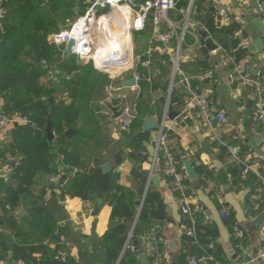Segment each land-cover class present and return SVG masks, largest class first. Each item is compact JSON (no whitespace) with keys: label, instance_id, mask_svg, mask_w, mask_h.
I'll use <instances>...</instances> for the list:
<instances>
[{"label":"crops","instance_id":"0c3cea01","mask_svg":"<svg viewBox=\"0 0 264 264\" xmlns=\"http://www.w3.org/2000/svg\"><path fill=\"white\" fill-rule=\"evenodd\" d=\"M198 2L199 0L191 17L192 24L195 26L185 36L182 69L184 75L189 78L192 89L211 99L218 110L226 113L228 120L222 126L223 138L227 144V147L224 146L225 150L222 151V145L212 142L205 134L198 109L187 105L189 95L180 77L177 78L172 92L173 95H179L185 105L180 106L170 102L169 94L163 90V84L169 82L171 88L172 81L171 66L165 60L169 58L167 48L160 42L152 46V37L149 32L134 34L133 47L129 52L132 64L120 73L112 74L109 71L108 68L113 63L107 68L108 71H99L91 62L82 63L76 60L77 66L93 65L97 73L93 76V85L89 86V99L79 101L77 104L79 115L73 124L76 126V133L72 137L66 136L70 142L80 147L81 161L88 159L89 149L96 148L94 159L105 162L103 168L110 166L109 171L104 172L103 170V172L109 173L112 177V191L117 184L126 188L137 187L138 181L132 173L134 169H139L149 173L146 192L149 188H154L161 194L165 205V219L160 223L161 230L157 237L152 236L144 227L141 229L140 237L131 242L132 253L137 259V264L140 263L138 254L133 248L134 242L139 244L151 264H187L189 259H195L199 264H213L215 256H217L216 260L223 264H264L256 259L259 252L264 250V202L259 205V209H256L257 201L254 195H251L252 187L255 188L258 180L252 175L243 178V166L231 152V149L238 148L236 154L242 162L262 165L264 176V132L252 123L253 109L250 113H246V106L254 95V88L242 79L244 76L260 77L264 82V17L258 13L260 0H222L232 8V16L229 21L220 23L212 12L204 8V11L198 12ZM207 12L216 18L219 30L216 36L212 35L205 21H198V18ZM75 13L81 16V9L77 7ZM169 16L176 22L180 19V16L174 12H171ZM232 24L238 25L240 30L230 34L228 29ZM199 27L209 32L220 49L208 55L205 54L197 41V36L194 35ZM232 41H237L239 49L244 51V57L240 61L235 56ZM50 45L56 68L54 75L48 74L46 78L59 85L62 76L65 77L59 67L74 55L65 59L66 46H57L58 48L54 49L53 45ZM150 49H154L156 62L151 63L150 67H144L141 63L148 59L146 54ZM34 58L35 55L31 54L30 62H33ZM141 67H144L143 69L148 73L147 85L141 88L139 82L135 86H128L127 82L133 79L135 74L140 73L138 70ZM207 71H213V79L201 80L200 76ZM78 89L81 90V88ZM165 96L167 104L171 103L176 107L183 122V124H177L170 121V131L173 135L170 138L171 148L180 163L183 162L181 167L186 174L184 166L186 161L196 170L198 188L191 179H188L187 191L193 196L194 202L203 206L207 211L210 221L207 226L212 228L216 235L215 241L209 245L213 254L207 258H197V255L192 254L186 244L184 228L188 225L184 224V220L187 218L182 215L177 195L163 175L160 163L152 176L151 164L155 153L157 129L165 112L164 109L160 116L157 108H165L158 104ZM3 103L0 99L1 108ZM124 103L135 108L136 116L139 114L146 116L142 122V128L150 132L151 142L144 141L139 150L132 147L134 144H132V138L135 137L136 131L124 129L123 118L115 119L108 107L110 104L120 108ZM152 111L154 114L150 115ZM149 119H153L155 124L153 130L145 129V124ZM15 124L24 125L26 122L21 118H15ZM72 126L67 132L72 129ZM11 130L0 133V144L9 139ZM80 135H85V142H80ZM119 152L122 153L121 156ZM119 157L122 159L121 163H118ZM94 159L92 158L90 162L93 163ZM220 170L226 171L229 186L223 184ZM10 172L11 169L8 166H0V178H8ZM155 176L159 177L157 185L154 183ZM238 176L243 181L236 185ZM59 180V176L55 174L40 173L37 188L44 189L46 195L39 202L38 207L43 208L52 216L57 221L60 230L65 232L62 244L66 245L73 262L68 264H109L108 255L103 246V237L109 229L112 207L107 200L89 202L71 197L61 200L57 189ZM37 188L35 192L38 191ZM224 209L228 214L227 218L222 217ZM33 210L34 208L22 206L14 216L18 223L27 219L26 230L29 236L25 237V241L30 238L38 243L46 240L50 225L45 220L39 223L42 215L32 214ZM1 215L2 208L0 207ZM198 218L204 225L205 218L203 216ZM236 229L242 231L243 238L234 236ZM2 232L10 236L7 230L3 231L0 227V233ZM12 240L16 242L13 237ZM156 248L162 253L161 260L156 259ZM11 254L12 251L8 252V255Z\"/></svg>","mask_w":264,"mask_h":264},{"label":"trees","instance_id":"16d2710c","mask_svg":"<svg viewBox=\"0 0 264 264\" xmlns=\"http://www.w3.org/2000/svg\"><path fill=\"white\" fill-rule=\"evenodd\" d=\"M83 2L84 0H50L47 6H42L40 0H9L7 4L5 33L0 36V99L4 102L2 106L4 115L12 119L21 118L26 124L13 125L9 139L2 143L0 151V166H8L11 169L8 178H0L2 208L0 227L10 233V236L4 232L0 233V261H23L25 264L73 263L66 245L62 244L65 232L60 230L52 216L38 207L39 202L46 195L44 189L37 188L41 172L59 176L57 189L61 200L67 197L89 202L107 200L112 207V214L109 229L103 237V246L109 264H137L131 242L140 237L142 228L145 227L150 232L165 219V205L161 194L154 188H149L146 192L148 172L134 169L132 174L138 181V186L126 188L117 184L112 191V177L109 173L103 172V165L106 163L94 159L96 148L89 149L88 159L81 161L80 147L70 142L66 136L68 128L78 118L77 104L79 101L89 99V86L93 85V76L97 71L93 65L77 66V58L74 56L59 67L65 77L62 76L57 85L46 78V75H50V69H45L40 63L45 61L53 71L55 70V58L48 38L70 28L79 17L75 13L77 7L81 9L80 15L85 13L86 6ZM202 4L203 0H199L198 12L204 11ZM198 21H205L212 35H217L219 30L214 15L207 12L204 16H200ZM228 30L233 34L240 28L232 24ZM143 32H149L152 37L151 22H148ZM232 44L235 56L240 61L244 57V51L239 49L237 41H232ZM31 54L35 55L33 62L29 60ZM59 55L61 56V53ZM165 60L170 65L169 58ZM153 62H156L154 55ZM143 68L138 70L141 76V88L147 85L148 77V73ZM169 86V82L163 84V90L167 94H169ZM170 102L180 106L185 105L177 94L170 96ZM158 104L165 106V108H157L161 116L166 109V96L161 98ZM138 106L141 109V106ZM149 114L153 115L154 111ZM145 117L140 114L136 116L130 128L136 131L135 137L132 138V144L134 143L132 147L136 150L141 148L144 141L151 142L150 132L142 128ZM49 118L52 119L53 131L56 135L54 141H49L47 136ZM168 134L170 138L173 136L171 131ZM79 139L82 143L86 141L85 135H80ZM221 150L224 151L225 147L221 146ZM121 155L122 153L119 152V156ZM92 158L93 163L90 162ZM121 162L122 159L119 157L118 163ZM181 163L183 165L182 161ZM65 165L77 168L79 172L72 174L71 169H63ZM160 165L163 169V163ZM242 181L238 176L236 185ZM256 187L257 185L255 188L252 187L251 195H254ZM36 188L38 191L35 192ZM138 202L143 203L139 216ZM22 206L34 208L32 214H37L36 216L42 215L39 223L43 220L49 223L50 231L45 241L37 243L30 238L25 241V237L29 236L26 230L27 219L18 223L14 216ZM137 216L138 221L133 228L132 221ZM184 224L190 226L191 221L184 220ZM196 235V240L186 237V244L197 258H207L213 254L209 245L215 241V232L209 226L203 225L198 218ZM12 237L16 242H13ZM10 251L12 254L8 255ZM216 259L217 256L213 257V262L218 261Z\"/></svg>","mask_w":264,"mask_h":264},{"label":"built area","instance_id":"2783aa9c","mask_svg":"<svg viewBox=\"0 0 264 264\" xmlns=\"http://www.w3.org/2000/svg\"><path fill=\"white\" fill-rule=\"evenodd\" d=\"M42 6H47L50 0H40ZM185 1V2H184ZM198 0H84L83 5L86 11L83 15L73 22L70 28L53 35V43L57 46H67L71 40H74L73 55L82 63H93L97 67L96 60L93 57L95 48V37L101 35V31H97V22L104 14H100V10L109 9L116 10L120 7L126 10L119 19L121 26L126 27L131 34L132 40L135 33L143 32L148 22L153 26L152 46L160 42L167 48L171 65V88L169 97L172 95L173 86L178 77L189 95L188 106H195L198 109L201 124L207 137L217 144L227 147L224 141L222 126L227 123V115L224 111L218 110L213 101L204 95L196 93L182 69V62L185 53V36L191 32L195 26L192 24L191 17L195 10ZM9 0H0V36L5 33L4 22L8 15L7 4ZM203 8L212 12L215 16H221L222 21H229L232 16V8L223 3L222 0H203ZM171 12L180 16L179 21H173L169 14ZM258 13L264 17V0H260L258 5ZM154 49H150L146 54L148 59L141 63L144 67H150L154 55ZM42 66L50 69V75H54V71L44 61ZM213 71H207L200 76L201 80H212ZM134 78L137 83L141 81V76L135 74ZM243 81L254 88V105H253V125L257 126L264 132V82L260 77L244 76ZM121 117L123 128L129 130L136 118V110L129 104H121ZM15 124L12 119L3 114L0 107V133L11 130ZM171 129L168 120L167 105L164 116L160 121L157 129V140L155 143V153L151 164L152 176L159 163H163V175L168 180L171 189L176 193L177 199L181 206L182 215L191 221V225L184 228V235L196 240V221L199 216L205 218V225L210 224L207 211L203 206L194 202V198L187 191L188 175L181 167L180 161L176 158L171 145L168 132ZM2 144H0V151ZM238 148L231 149L235 159L243 166L242 176L247 178L253 174L258 184L255 190L254 198L257 201L256 209L264 202V177L262 175V165L258 163H245L237 156ZM64 170L71 169L72 174H77V168H71L69 165L63 166ZM66 178V177H65ZM227 212L224 209L222 217L227 218ZM161 226L156 225L151 229L152 236L157 237ZM236 238H243L242 231L236 229L234 231ZM155 256L157 260H161L162 253L156 248ZM259 262L264 263V250L259 252L257 258ZM0 264H25L23 261L3 260ZM187 264H199L195 259H189ZM213 264H222L214 261Z\"/></svg>","mask_w":264,"mask_h":264},{"label":"water","instance_id":"95a60500","mask_svg":"<svg viewBox=\"0 0 264 264\" xmlns=\"http://www.w3.org/2000/svg\"><path fill=\"white\" fill-rule=\"evenodd\" d=\"M217 18H218V21L220 23L222 21L221 16H217ZM194 35L197 36V38H198L197 41L200 44V46L204 49L205 54L208 55L209 53L217 51L218 49H220V46L215 43L214 39L210 36L209 32L206 29L199 27V28H197L195 30ZM53 40H54V38H53V36H51L49 38V43L53 45L54 49H57L58 47H57V45H55L53 43ZM74 45H75L74 40H71L69 42V44L66 46V50H65V53H64V58L65 59L68 58L69 56L73 55V47H74ZM96 69L99 70V71H108L107 67L105 65H102L100 67H96ZM127 85L128 86L137 85L136 79L135 78L131 79L130 81L127 82ZM172 94H173V92H172ZM254 99H255L254 95L249 99V102H248V104L246 106V113H250L251 110L253 109ZM108 107L110 108V110L114 114V118L115 119L121 117L122 111L120 110V108L113 107L110 104H108ZM167 114H168V120L169 121L176 122L177 124H183L180 114L177 112L176 107L173 104H171V103L167 104ZM75 128H76V126L73 125L72 129H70L67 132L66 135L68 137H72V135L76 133ZM145 129L146 130L155 129V124L153 122V119H149L146 122ZM47 136H48L49 141H53L55 139V134H54V131H53V123H52V119L51 118H49V120H48ZM184 166H185L188 178L191 179L194 182V184L197 185V188H198V174H197L196 170L194 169V167L188 161H186L184 163ZM103 170H104V172L109 171L110 170V166H108V165L105 166L103 168ZM219 173H220V176L222 178L223 184L225 186H229V178H228V175H227L226 171L225 170H220ZM154 183L156 185L159 183V177L158 176L154 177ZM142 204L143 203H141V202L137 204L138 207H139L138 216H139V213L141 211ZM138 216H137V218L135 220L132 221L133 228H134V226L136 225V223L138 221ZM133 248L135 249V251L138 254V260H139L140 264H151V263H149L148 259L146 258V255H145L144 251L142 250V248L139 246V244L137 242L133 243Z\"/></svg>","mask_w":264,"mask_h":264},{"label":"bare ground","instance_id":"6f19581e","mask_svg":"<svg viewBox=\"0 0 264 264\" xmlns=\"http://www.w3.org/2000/svg\"><path fill=\"white\" fill-rule=\"evenodd\" d=\"M125 12L122 7L109 10L97 22V31L99 29L101 35L95 37L93 57L97 67L105 65L108 68L113 63L108 68L112 74L120 73L132 64L129 53L133 46L132 36L119 22Z\"/></svg>","mask_w":264,"mask_h":264},{"label":"rangeland","instance_id":"374dc122","mask_svg":"<svg viewBox=\"0 0 264 264\" xmlns=\"http://www.w3.org/2000/svg\"><path fill=\"white\" fill-rule=\"evenodd\" d=\"M109 11V9L107 8V9H104V10H100V14H105V13H107ZM98 35V34H97ZM96 35V36H97ZM133 47V46H132ZM72 56V55H71ZM93 64V63H92Z\"/></svg>","mask_w":264,"mask_h":264}]
</instances>
